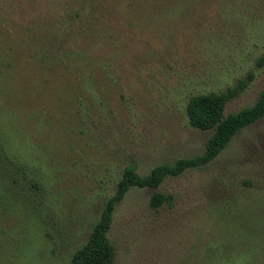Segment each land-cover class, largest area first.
<instances>
[{
	"label": "rangeland",
	"instance_id": "374dc122",
	"mask_svg": "<svg viewBox=\"0 0 264 264\" xmlns=\"http://www.w3.org/2000/svg\"><path fill=\"white\" fill-rule=\"evenodd\" d=\"M263 54L264 0H0V145L27 176L0 175V264H69L126 167L203 154L192 97L251 73L224 115L255 103ZM107 237L112 264H264V118L131 188Z\"/></svg>",
	"mask_w": 264,
	"mask_h": 264
},
{
	"label": "trees",
	"instance_id": "16d2710c",
	"mask_svg": "<svg viewBox=\"0 0 264 264\" xmlns=\"http://www.w3.org/2000/svg\"><path fill=\"white\" fill-rule=\"evenodd\" d=\"M257 65L264 67V54L258 58ZM252 79L253 74L250 73L223 93L202 94L189 100L186 112L190 125L201 131L213 130L206 141L203 154L190 159H180L171 166L168 164L156 166L145 176L137 175L133 167H126L116 183L114 194L104 202L102 212L92 226L87 242L73 253L69 264H112L116 257L115 247L109 241L107 233L116 205L123 201L131 188L156 189L167 176L174 178L189 169L208 164L241 130L264 118V90L259 92L257 100L251 107L224 115L226 105L242 93ZM4 152L0 145V175L2 170L7 168L5 182L8 183V174L11 179L14 178L13 182L27 177L24 167L6 157ZM33 186L36 187L35 184ZM171 202V196L156 192L152 195L149 205L155 209Z\"/></svg>",
	"mask_w": 264,
	"mask_h": 264
}]
</instances>
